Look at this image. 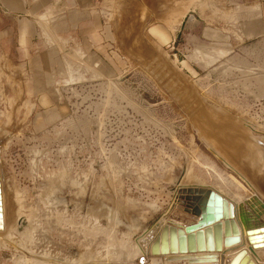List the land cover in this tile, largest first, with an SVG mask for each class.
I'll list each match as a JSON object with an SVG mask.
<instances>
[{
	"label": "rangeland",
	"instance_id": "374dc122",
	"mask_svg": "<svg viewBox=\"0 0 264 264\" xmlns=\"http://www.w3.org/2000/svg\"><path fill=\"white\" fill-rule=\"evenodd\" d=\"M222 1L115 18L114 42L62 61L43 90L1 76L0 264H135L158 223L195 222L188 186L240 210L254 198L258 214L245 212L262 222L263 201L193 117L209 107L264 137V33L247 35Z\"/></svg>",
	"mask_w": 264,
	"mask_h": 264
},
{
	"label": "crops",
	"instance_id": "0c3cea01",
	"mask_svg": "<svg viewBox=\"0 0 264 264\" xmlns=\"http://www.w3.org/2000/svg\"><path fill=\"white\" fill-rule=\"evenodd\" d=\"M168 3L173 0H0V79L10 71L18 84L28 76L29 91L43 90L48 77L66 67L62 61L114 42L111 20H130L131 12L159 13ZM232 4L247 35L261 36L264 0H223L218 9L226 13Z\"/></svg>",
	"mask_w": 264,
	"mask_h": 264
},
{
	"label": "water",
	"instance_id": "95a60500",
	"mask_svg": "<svg viewBox=\"0 0 264 264\" xmlns=\"http://www.w3.org/2000/svg\"><path fill=\"white\" fill-rule=\"evenodd\" d=\"M196 112L193 117L198 118L196 122L201 136L226 165L250 182L264 198V137L254 135L251 125L236 123L232 116L216 113L212 108ZM179 194L187 201L197 220L183 228L158 223L153 230L152 254H165L167 261L183 264H218V251L241 242L234 205L211 188L187 187ZM240 220L248 226L247 239L251 249L264 248V223L251 221L243 210L240 211ZM0 225L2 227L1 189ZM230 264L254 262L247 251L242 250Z\"/></svg>",
	"mask_w": 264,
	"mask_h": 264
},
{
	"label": "bare ground",
	"instance_id": "6f19581e",
	"mask_svg": "<svg viewBox=\"0 0 264 264\" xmlns=\"http://www.w3.org/2000/svg\"><path fill=\"white\" fill-rule=\"evenodd\" d=\"M253 161H255V154H253ZM242 179H244L243 177H241ZM0 189H1V181H2V177H0ZM248 185L253 189V187L251 186L250 182H248L246 179H244ZM201 186V185H200ZM204 186V185H203ZM185 187V186H184ZM189 187V186H188ZM206 187V186H204ZM254 190V189H253ZM255 191V190H254ZM217 192V191H216ZM219 193L220 195H222L224 198L228 199L226 196H224L221 192H217ZM255 195H257L264 203V198L262 196L259 195V193L257 191H255ZM14 200V199H13ZM233 205H234V212H235V220L239 226V229H240V237H241V242L236 244V245H232L230 247H223V249L221 251H218L217 254H218V259H217V263L218 264H230V262L232 261V259L242 250H246L247 251V254L250 256V259L254 262V264H261L259 261H263L264 262V248H260V249H257V250H252V249H249L250 247L247 246V242H248V239H247V229H248V226L244 225L241 220H240V207L238 205H236L232 200L228 199ZM15 202V201H14ZM185 203V202H184ZM245 204V209L243 210L244 212L247 210L249 212H251L252 214H258L257 212L259 211V207H258V204H257V201L254 199V198H246L244 199V202ZM16 205V204H15ZM244 207V206H243ZM191 209V208H190ZM19 210V209H18ZM15 211H17V207L15 209ZM14 211V212H15ZM18 212V211H17ZM193 213V212H192ZM248 213V212H247ZM16 214V213H15ZM18 214V213H17ZM246 214V212H245ZM188 215V214H187ZM248 216V215H247ZM253 218V217H252ZM191 219V218H190ZM192 220H197L196 217H192ZM164 221V220H163ZM160 222V224L163 226V225H168V226H176L177 228H183L185 226H187V224H173L172 222L171 223H168L166 221L164 222ZM192 222H190L191 224ZM261 224L264 223V216L262 215V222H260ZM17 224V223H16ZM4 226V223H2V227ZM17 226V225H16ZM264 226V225H262ZM1 225H0V229L2 228ZM15 228V227H14ZM13 228V229H14ZM154 230V229H153ZM153 230L147 232L143 238L139 241L138 243V248L136 250H138V254L135 256H137V259H136V263L135 264H183L184 262H171V261H167L166 260V255L165 254H159V255H154L152 254L151 252V243L153 241V238H154V235H153ZM1 231V230H0ZM15 232V230H13ZM11 230V232H13ZM13 232V233H14ZM17 232V230H16ZM29 230L27 231V234H28ZM31 232V231H30ZM5 233V232H4ZM32 233V232H31ZM20 234V233H18ZM105 234V233H104ZM107 234V233H106ZM5 235V234H3ZM14 235V234H13ZM28 238V237H27ZM110 238V237H109ZM112 241V240H111ZM115 241V240H114ZM248 245L249 242H248ZM252 252H255L257 255V257H259V261L257 259V257L252 253ZM170 255V254H169ZM117 260V259H116ZM115 260V261H116ZM97 261V260H96ZM69 262V261H68ZM75 262V261H74ZM74 262H71V264ZM42 263V262H41ZM40 263V264H41ZM76 263V262H75ZM81 263V262H80ZM126 263V262H125ZM124 263V264H125ZM187 263V262H186ZM31 264V263H30ZM38 264V263H37ZM46 264V262H45ZM77 264V263H76ZM134 264V263H133Z\"/></svg>",
	"mask_w": 264,
	"mask_h": 264
}]
</instances>
